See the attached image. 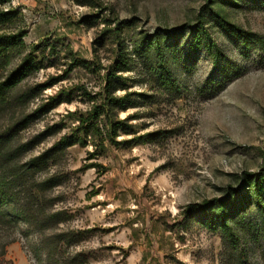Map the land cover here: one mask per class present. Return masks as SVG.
Wrapping results in <instances>:
<instances>
[{"label":"rangeland","instance_id":"obj_1","mask_svg":"<svg viewBox=\"0 0 264 264\" xmlns=\"http://www.w3.org/2000/svg\"><path fill=\"white\" fill-rule=\"evenodd\" d=\"M4 14L0 34L22 43L0 81L26 56L42 64L0 111L16 172L0 197V264H264L248 175L264 168V0H0ZM201 22L218 65L211 41H195ZM123 52L129 68L115 71ZM111 72L134 107L110 117L129 127L113 135L102 114L103 136L85 134ZM217 200L233 237L188 208Z\"/></svg>","mask_w":264,"mask_h":264},{"label":"trees","instance_id":"obj_2","mask_svg":"<svg viewBox=\"0 0 264 264\" xmlns=\"http://www.w3.org/2000/svg\"><path fill=\"white\" fill-rule=\"evenodd\" d=\"M6 16L4 14L3 16ZM197 36L195 41L202 42L204 40V35L207 40L211 41V45H213L215 51V64L220 63V55L221 49L219 45L216 43L213 35L209 32L205 23L201 22L197 27ZM202 32V33H200ZM20 41V42H19ZM22 43L19 36L16 34H0V69L5 68L11 61L13 53L15 49L19 47ZM158 49L160 51L162 61H165V56L162 54V50L160 45L158 44ZM123 52L121 55V59L118 61L116 70H126L129 68L126 55ZM41 62H38L36 59L32 58V55L26 56L23 62L14 70L10 75L5 79L0 81V111L3 110L10 102V94L11 91L35 68H39ZM120 65V66H118ZM167 65L163 68L164 71L168 70ZM107 89L111 90L109 98L103 105H97L94 109L89 113L87 117L81 116L80 121L81 124L78 129L85 134H89L91 132L93 135L103 136V133L100 129L99 123L97 122L100 115L104 114L109 118V131L114 135L117 134L119 129H128L127 120L115 121L110 117V114L115 112L116 108H121L122 110H127L131 107V100L126 97H114L113 93L120 89L118 87L123 81L121 77H119L115 72H111L107 76ZM21 123L16 126H20ZM12 129L5 133H0V197H8L13 188L12 182L14 179V175L16 172H10V169L6 167V149L7 145L11 140ZM113 138V137H112ZM73 139L64 138L62 142L59 144V147L71 142ZM73 142V141H72ZM46 160V154H43L39 157L32 159L29 162L28 169H30V165L38 166L39 164H43ZM25 171V170H24ZM26 174V171L25 173ZM253 180V190L251 191L250 197L253 199L255 206L257 209L264 214V168H262L256 174H248ZM209 201L204 203L190 205L188 208L190 211H200L202 210L206 217L204 219L205 224L210 227L212 230L219 231L222 235L231 236L235 235V230L238 228L236 224L233 223L231 217L227 214V210L223 205L217 200L215 203L208 205ZM18 218L23 220H30L29 210L25 207H20L15 211Z\"/></svg>","mask_w":264,"mask_h":264}]
</instances>
